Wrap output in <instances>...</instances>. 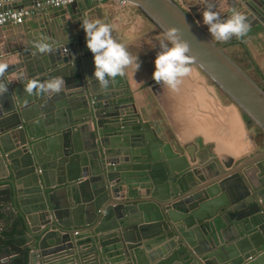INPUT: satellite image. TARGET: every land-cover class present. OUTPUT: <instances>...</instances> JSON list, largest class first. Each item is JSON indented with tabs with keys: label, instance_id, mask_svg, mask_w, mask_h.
Returning a JSON list of instances; mask_svg holds the SVG:
<instances>
[{
	"label": "water",
	"instance_id": "95a60500",
	"mask_svg": "<svg viewBox=\"0 0 264 264\" xmlns=\"http://www.w3.org/2000/svg\"><path fill=\"white\" fill-rule=\"evenodd\" d=\"M129 1L162 32L175 26L191 62L264 132V82L211 39L202 5ZM223 1L221 18L236 10L264 26V0H214L216 10ZM35 34L60 49L33 55L36 37L22 34L0 50L20 60L8 71L62 75L66 89L29 97L13 80L0 95V242L16 229L23 243L12 249L28 250V264H264V148L204 162L201 138L175 147L144 121L125 75L99 88L81 26L61 19ZM161 85L149 84L156 94Z\"/></svg>",
	"mask_w": 264,
	"mask_h": 264
},
{
	"label": "crops",
	"instance_id": "0c3cea01",
	"mask_svg": "<svg viewBox=\"0 0 264 264\" xmlns=\"http://www.w3.org/2000/svg\"><path fill=\"white\" fill-rule=\"evenodd\" d=\"M183 2L189 6L194 0ZM29 3L17 1L6 6ZM56 9L48 7L27 17L21 24L7 23L0 27V50L4 51V48H7L10 51L18 42H23L22 34H29L34 38L37 35L35 33L40 30L46 31L49 24L55 25L61 19L72 21V29L76 32L80 25L74 21L85 16L89 19L100 18L112 25L113 38L124 43L130 54L138 55L139 69L134 71L128 66L124 70V75L133 92L138 111L144 121H149L156 127L161 137L172 142L175 147L201 138L204 145L210 146L208 157L204 158V162L207 163L214 158L210 156L211 154L219 158L238 160L264 148V132L257 126L247 127V117L239 106L225 91L211 82L197 64L191 62L190 74L181 79L176 91H171L163 85L156 89L157 94L152 90L149 84L157 83L151 78L154 56H149L148 51L144 52L143 49H147L149 43L146 41L152 37L156 26L136 5L120 9L113 3L91 0L90 3L82 2L72 8L68 5ZM224 9L226 10V4L223 1L217 10ZM160 35L163 37V34L156 30L153 36ZM218 44L254 82L260 85L264 82L263 25L250 27L247 34L240 39L232 38ZM159 50L158 48L157 51ZM12 55L17 57V54ZM117 89L113 87L110 90ZM107 92L110 91L104 90L99 94L106 95ZM17 233L19 232L15 229L13 238L0 250V257H9L5 263L21 254L12 249V246L17 247L23 243L16 239Z\"/></svg>",
	"mask_w": 264,
	"mask_h": 264
},
{
	"label": "clouds",
	"instance_id": "9594fccd",
	"mask_svg": "<svg viewBox=\"0 0 264 264\" xmlns=\"http://www.w3.org/2000/svg\"><path fill=\"white\" fill-rule=\"evenodd\" d=\"M198 3L202 5L201 23L207 26V32L213 41L223 43L232 38L240 39L249 31L250 24L242 12L230 10L229 14L221 18L222 11L216 10L217 6L212 0H198ZM80 26L85 34L86 47L92 53L94 68L91 79L100 89H107L110 81L123 76L126 67L131 66L134 71L139 69L138 55L130 54L124 43L113 38L112 25L100 18L89 19L85 16L80 19ZM31 43L33 55H47L60 49L58 42L47 36H37ZM64 48L66 49L65 45ZM159 49L153 59L151 78L169 90L176 91L181 79L191 72L189 46L178 35V29L169 26L159 41ZM12 65H20L16 56H0V95L8 91V84L13 80L24 83V91L29 97L35 95L47 99L66 89L62 75H54L44 80L27 78L22 68L9 72ZM7 259L9 257H0V264H5Z\"/></svg>",
	"mask_w": 264,
	"mask_h": 264
},
{
	"label": "built area",
	"instance_id": "2783aa9c",
	"mask_svg": "<svg viewBox=\"0 0 264 264\" xmlns=\"http://www.w3.org/2000/svg\"><path fill=\"white\" fill-rule=\"evenodd\" d=\"M30 2L28 5H20L18 7H11L2 9L3 5L11 4L13 2ZM85 0H0V27L4 26L7 23L21 24L27 17L35 14L38 11H42L48 7H64L68 6L74 2H81ZM105 3H113L118 8L123 9L130 5H135L129 0H99ZM178 1V2H177ZM183 8H186L188 4L185 5L183 0H176ZM198 3V0H194L192 4ZM207 29V28H206ZM207 32V30H205ZM208 33V32H207ZM78 230H75L74 233L77 234Z\"/></svg>",
	"mask_w": 264,
	"mask_h": 264
},
{
	"label": "trees",
	"instance_id": "16d2710c",
	"mask_svg": "<svg viewBox=\"0 0 264 264\" xmlns=\"http://www.w3.org/2000/svg\"><path fill=\"white\" fill-rule=\"evenodd\" d=\"M13 233H14V230L11 232H8V233H6V236H7V238H8V240H6V242L7 241H10V239L11 238H13ZM19 240V239H18ZM20 241V240H19ZM6 242H2V243H0V250L3 248V247H5L6 246ZM21 242H22V240H21ZM28 250H23V251H21V252H19V253H21V254H19V255H17V256H14L12 259H10V261L9 262H7V263H5V264H28V260H29V256H28Z\"/></svg>",
	"mask_w": 264,
	"mask_h": 264
},
{
	"label": "rangeland",
	"instance_id": "374dc122",
	"mask_svg": "<svg viewBox=\"0 0 264 264\" xmlns=\"http://www.w3.org/2000/svg\"><path fill=\"white\" fill-rule=\"evenodd\" d=\"M154 25L156 26V30L163 34V32L158 28L155 23ZM156 30L154 31V33L156 32ZM154 33L152 34V37L149 39V41H146L147 43H149L147 49H143L144 52L148 51L149 56H155L157 49L159 48V41L163 38L161 35L160 37H154Z\"/></svg>",
	"mask_w": 264,
	"mask_h": 264
}]
</instances>
